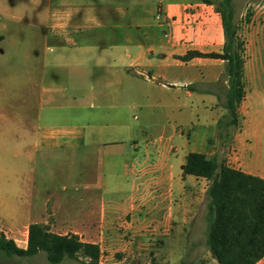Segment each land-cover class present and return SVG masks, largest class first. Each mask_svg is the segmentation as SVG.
<instances>
[{"label":"crops","instance_id":"crops-1","mask_svg":"<svg viewBox=\"0 0 264 264\" xmlns=\"http://www.w3.org/2000/svg\"><path fill=\"white\" fill-rule=\"evenodd\" d=\"M210 1L0 0V232L24 248L40 222L109 257L124 234L162 236L160 264H180L208 185L182 175L187 153L226 148V164L264 178V0L243 27L245 96L223 144L225 61L181 58L221 51ZM156 103L177 109L171 130Z\"/></svg>","mask_w":264,"mask_h":264},{"label":"trees","instance_id":"trees-1","mask_svg":"<svg viewBox=\"0 0 264 264\" xmlns=\"http://www.w3.org/2000/svg\"><path fill=\"white\" fill-rule=\"evenodd\" d=\"M233 1L219 0L215 5L224 34L221 51L189 50L181 56L185 60L204 56L225 61L221 76L227 84L224 100L227 113L217 121L221 144L238 125V106L245 96L244 41L238 33ZM249 15L247 12L246 20ZM181 170L182 175L192 174L208 180L205 244L211 257L218 264H254L264 255V178L229 166L218 154L206 156L200 152L187 153ZM0 251L6 256L21 257L42 251L52 264L79 257L86 259V264H99L101 253L97 243L82 241L75 234H56L40 222L28 225L24 248L0 232Z\"/></svg>","mask_w":264,"mask_h":264},{"label":"rangeland","instance_id":"rangeland-1","mask_svg":"<svg viewBox=\"0 0 264 264\" xmlns=\"http://www.w3.org/2000/svg\"><path fill=\"white\" fill-rule=\"evenodd\" d=\"M262 0H234V16L237 24L239 25L238 33L241 35L244 41L243 27L246 22H248L251 17L254 8ZM247 12L250 13L249 18L246 20ZM3 19V18H2ZM151 112L157 114L165 112V115L161 116L158 120L161 124H164L168 130L179 122L177 117L176 108H167L160 103H156L151 107L146 108ZM126 119L130 122H140L144 117L142 110L138 109H126L125 111ZM198 118L202 116L201 113H198ZM194 116L197 121V117ZM186 128V126H184ZM160 131V130H159ZM157 130V134L159 132ZM226 148L224 151L220 152L219 157L223 160H227L225 157ZM13 163H16V160L13 159ZM18 163V161H17ZM193 233L187 236L186 250L184 253L183 263L184 264H216V262L211 261L209 256V251L207 250L205 244V230H206V206L205 213L201 215L200 218L194 219L192 222ZM134 241L133 244L128 241ZM123 245L127 247L125 252L119 250L112 256H108L105 251L102 252V255L99 257V264H160L161 258H164V251L166 249L165 239L162 236H130L124 234L122 236ZM24 242L18 241V246L22 247ZM129 252L126 259H122L123 255ZM86 259L79 257L78 259H68L64 258L61 262L57 264H86ZM0 264H52L47 261L45 253L39 251L33 256L30 257H21V256H6L0 251Z\"/></svg>","mask_w":264,"mask_h":264}]
</instances>
